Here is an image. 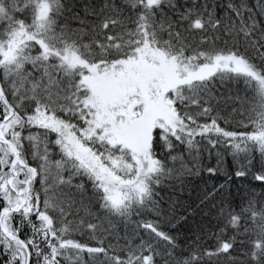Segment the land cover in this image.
Wrapping results in <instances>:
<instances>
[{"label": "snow or ice", "instance_id": "obj_1", "mask_svg": "<svg viewBox=\"0 0 264 264\" xmlns=\"http://www.w3.org/2000/svg\"><path fill=\"white\" fill-rule=\"evenodd\" d=\"M0 264H264V0H0Z\"/></svg>", "mask_w": 264, "mask_h": 264}]
</instances>
